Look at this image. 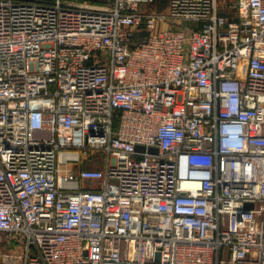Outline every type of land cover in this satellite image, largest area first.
Listing matches in <instances>:
<instances>
[{"label":"built area","instance_id":"1","mask_svg":"<svg viewBox=\"0 0 264 264\" xmlns=\"http://www.w3.org/2000/svg\"><path fill=\"white\" fill-rule=\"evenodd\" d=\"M156 2L0 0V264H264V0Z\"/></svg>","mask_w":264,"mask_h":264},{"label":"crops","instance_id":"2","mask_svg":"<svg viewBox=\"0 0 264 264\" xmlns=\"http://www.w3.org/2000/svg\"><path fill=\"white\" fill-rule=\"evenodd\" d=\"M230 2V0H219V3L221 5L222 8V12L224 13H229V14H233L234 11L231 10V8H226V5Z\"/></svg>","mask_w":264,"mask_h":264},{"label":"rangeland","instance_id":"3","mask_svg":"<svg viewBox=\"0 0 264 264\" xmlns=\"http://www.w3.org/2000/svg\"><path fill=\"white\" fill-rule=\"evenodd\" d=\"M167 2H168V0H157L155 6L157 9H163L167 6ZM0 248H2L1 244H0Z\"/></svg>","mask_w":264,"mask_h":264},{"label":"water","instance_id":"4","mask_svg":"<svg viewBox=\"0 0 264 264\" xmlns=\"http://www.w3.org/2000/svg\"><path fill=\"white\" fill-rule=\"evenodd\" d=\"M137 148H138L139 150H143V151H144V149H145V147H144L143 145H138ZM149 150H150V151H157V148H155V147H150ZM247 205H248V206H252L251 203H248Z\"/></svg>","mask_w":264,"mask_h":264}]
</instances>
